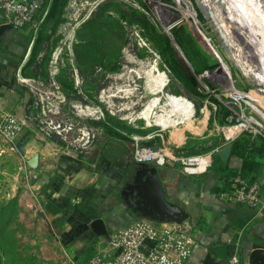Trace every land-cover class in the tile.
Here are the masks:
<instances>
[{"label": "rangeland", "instance_id": "1", "mask_svg": "<svg viewBox=\"0 0 264 264\" xmlns=\"http://www.w3.org/2000/svg\"><path fill=\"white\" fill-rule=\"evenodd\" d=\"M105 1L70 0L65 14L66 21L53 37L49 51L50 61L44 71L42 82L37 86L34 103L30 108L31 139L32 137L36 140L51 139L59 144L58 149L62 153L88 163L95 162L102 154L112 156L113 163L120 175H123V190H126L130 181L126 176L129 168L137 169L141 165L134 157L137 139L140 140V146L148 148L155 142L159 144L157 134L163 132L161 130L167 135L171 130L191 127L190 130L199 134L205 129L211 115L214 121L207 138L186 134L188 152L179 156L197 157L190 154L192 149L201 150L214 144L220 139L226 126H231L226 132L231 128L240 127V130L242 128L251 135L264 136V74H258L260 71L255 74L245 73L250 69L256 70V64L251 63L254 60L263 65V49L259 46L257 48L254 43H250L252 48L243 43V40L253 41L251 34H255V27L261 35V27L257 21H263L260 25H264L262 17L258 15V19L254 17L257 24L255 22L252 28L246 22L242 24L235 19L236 10L238 11L236 6L233 8L230 6L231 11L235 13V17L230 21L214 11L219 9L218 0L214 1L215 4L212 3L213 0H115L124 5V9L129 5L143 12L160 33L169 37L172 35L171 29L176 25L186 27L203 53L210 59L212 67L196 75L173 40L182 66L179 72L183 79L180 80L168 66L161 49L152 41L151 33L137 24L131 25L123 21L128 41L122 49L119 69L110 72L101 66H94L91 68L92 73L82 76L74 47L81 42L79 33L82 25ZM249 2L251 1L245 0L242 8L256 9V5H252L255 3ZM222 8L229 7L224 4ZM109 13L116 18L121 17L113 8H110ZM230 15L227 14L226 17ZM261 36L263 40L264 35ZM230 42L233 47L230 46ZM241 48L243 56L254 57L250 62L245 58V63L247 62L245 69L238 61ZM153 66H157L159 72L151 71ZM63 70L70 74L75 88L71 90L69 98L62 92L57 79ZM145 70L147 72L143 76L138 74ZM160 74L166 84L162 93H158L162 84L158 80ZM189 78L191 80L194 78L196 90L191 88ZM157 93L161 97V104H165L168 115L174 113L170 111L167 97L170 100L180 98L189 103L193 108L192 114L178 124L171 123L166 129L157 125L148 126L147 121L138 118V115ZM185 95L203 106L199 118L196 117L193 101ZM224 109L229 110L230 116L225 120V124H222ZM110 118L137 131L131 134L125 130L118 131L133 140V144L126 145L121 139L105 132L103 124L116 127ZM195 120H198L200 129L195 127L197 125ZM20 137L21 133L14 138H8L0 132V264H75L72 257L64 254L65 242L61 234L48 221L39 203L34 202L27 192V186L32 184L27 176L33 168L30 159L20 151V145L24 147V153L27 147L26 143L21 142ZM125 146L131 153L129 157L122 154ZM205 156L211 160L209 155ZM184 167L183 164L180 169L183 170ZM188 171L200 172V169L191 167Z\"/></svg>", "mask_w": 264, "mask_h": 264}, {"label": "crops", "instance_id": "2", "mask_svg": "<svg viewBox=\"0 0 264 264\" xmlns=\"http://www.w3.org/2000/svg\"><path fill=\"white\" fill-rule=\"evenodd\" d=\"M36 35L34 31L32 37L30 28L6 25L0 13V120L10 114L28 123L20 140L27 144L24 154L28 159L38 157V166L30 171L37 173L39 179L27 186V192L61 234L65 242L64 254L72 257L75 264H88L94 256H114L107 235L130 225L142 214L125 201L123 175L112 156L102 154L95 162L88 163L62 153L59 144L51 139L30 138V108L43 78H29L22 71L30 58ZM209 119L199 134L190 130V126L171 130L167 135L161 130L163 132L157 134L159 144L155 142L148 148L158 147L167 157L183 158L179 155L188 152L186 134L207 138ZM195 122V127L200 129L198 120ZM228 127L231 126L224 127L222 138L215 143L218 141L224 146L246 133L242 130L230 139L226 135ZM252 137L257 139V147H261L258 136ZM222 146L207 154L194 155H210L211 163L204 171L189 172L185 167L182 170V163L176 164L170 159L164 166H157L168 199L183 208L190 215L188 221L198 229L196 246L188 264H228L234 256L240 258V264H252L253 252L264 249V209L258 214L252 208L222 198L221 194L230 189L228 179L244 166V160L233 150L228 164L220 159L222 166L219 162L214 167L215 155ZM195 150L193 148L192 152ZM122 154L131 155L127 146ZM255 160L261 166L259 180L255 182L261 184L264 199V156L258 155ZM197 166L198 162L193 167ZM136 172V168H129L128 183H132ZM99 223L104 225L103 235L96 231Z\"/></svg>", "mask_w": 264, "mask_h": 264}, {"label": "trees", "instance_id": "3", "mask_svg": "<svg viewBox=\"0 0 264 264\" xmlns=\"http://www.w3.org/2000/svg\"><path fill=\"white\" fill-rule=\"evenodd\" d=\"M69 3L70 0L51 1L48 14L39 25L30 58L22 71L23 75L33 79L44 77V71L50 61L49 51L53 37L60 26L66 21L65 14ZM123 6L124 5L115 2V0H106L99 6L98 11L82 25L79 33L81 42L74 47L75 57L82 71V76L92 73L91 68L94 66H101L110 72L119 69L122 59V49L128 41L127 30L123 25V21H127L128 24L131 25L137 24L151 33L152 41L161 49L167 60L168 66L180 80L183 79L179 72L182 66L173 45V40L193 67L196 75H200L212 67L210 59L203 53L197 41L186 27L180 24L176 25L171 29V38L160 33L143 12L129 5H126L125 9ZM110 8H113L114 12L120 13L121 17L116 18L112 16L109 13ZM31 34L33 37V29H31ZM57 79L61 85L62 92L69 98L71 96V90L75 89L70 74L67 70H63ZM189 82H191V88L196 90L191 79ZM99 89L100 87L97 88V92ZM176 94L179 93L176 92ZM186 97L193 101L190 97ZM215 101L218 103L217 100ZM193 103L196 108V117L199 118V112L203 106L201 104H196L195 101H193ZM222 112L223 116L221 123L225 124V120L229 118L230 112L227 109L222 110ZM111 119L112 118H110V121H112L116 127H109L103 124L105 132L117 139L134 143L128 136L120 133V130H125L128 134L137 131L130 126L123 125L122 122H114ZM213 121L214 118L211 115L208 124L209 128L212 127ZM192 129L195 130L196 128ZM258 138L262 142L261 147H257V139H254L249 133H244L242 137L234 142V152L244 160V166L233 176L241 175L251 182L259 180L261 166L259 162H256L255 158L258 155L264 156V136H258ZM222 145L223 143L217 141L210 147H204L201 150L196 149L190 152V154H207L215 147H220ZM219 162L220 166H222L219 155L216 154L213 162L214 167ZM131 169L134 170L135 168L132 167ZM233 176H231L228 181Z\"/></svg>", "mask_w": 264, "mask_h": 264}, {"label": "built area", "instance_id": "4", "mask_svg": "<svg viewBox=\"0 0 264 264\" xmlns=\"http://www.w3.org/2000/svg\"><path fill=\"white\" fill-rule=\"evenodd\" d=\"M51 1L0 0V13L6 25L30 28L37 33L39 25L48 14ZM26 126L24 120L10 114L0 120V132L8 138H14L22 133ZM136 141L134 157L139 163L164 166L167 159H170L184 164L188 170L198 162L193 161L198 156L167 157L161 151L152 152L149 148L140 146L139 139ZM157 153L161 154V158L156 156ZM27 177L30 183H35L39 179V175L32 171H29ZM229 186V191L221 194L222 198L252 208L261 214L264 199L259 182H251L241 175H236L229 180ZM197 232L196 226L188 220L177 224L155 222L140 216L130 225L118 228L107 236L114 256H94L88 264H188L196 246ZM240 263V258L234 256L228 264Z\"/></svg>", "mask_w": 264, "mask_h": 264}, {"label": "bare ground", "instance_id": "5", "mask_svg": "<svg viewBox=\"0 0 264 264\" xmlns=\"http://www.w3.org/2000/svg\"><path fill=\"white\" fill-rule=\"evenodd\" d=\"M207 1V0H206ZM216 0H213L212 3L215 4ZM219 1V6L218 8L219 9H214V11H216L219 15L221 16H224L226 20L230 21V19L232 20L234 17H235V13L231 11V7L233 8V6H236V9H238V11L236 10V20L240 21L242 24H244L245 22L249 25V26H254V23L257 21L255 20L258 19L260 17H262V19L264 20V0H250L251 2L249 3H252V1L255 3V4H252V5H256V9H249V8H242L243 4H244V1L245 0H218ZM249 1V0H247ZM210 2V1H209ZM217 2V1H216ZM207 3V2H206ZM211 3V4H212ZM227 5L229 8L226 9V8H222V6ZM207 5V4H206ZM251 5V6H252ZM209 6V5H208ZM231 6V7H230ZM226 7V6H225ZM244 7V6H243ZM258 7V8H257ZM260 7V8H259ZM217 8V7H216ZM254 8V7H253ZM213 9V8H212ZM241 10H243L246 14H243L241 12ZM189 12V11H187ZM213 12V11H212ZM227 14H231L230 17H226ZM234 16H233V15ZM254 14V16L252 17V15ZM258 15V16H257ZM220 16V17H221ZM255 17V18H254ZM258 17V18H257ZM223 18V17H222ZM221 18V19H222ZM248 19V20H247ZM261 21V20H260ZM258 22V26L261 27V35H264V25H260V23L262 22ZM256 22V24H257ZM252 23V24H251ZM237 25H239L237 23ZM231 26V25H230ZM240 26V25H239ZM233 27V26H232ZM243 27V26H242ZM253 28V27H252ZM256 28V27H255ZM254 28V32L255 34H251V37L253 38V41L249 42V41H245L243 40V43H247L246 45L251 47L250 46V43H254L255 46L258 48L259 47H262L263 49V52H262V55H263V59H264V36H263V40H262V36L260 34H258L259 32H257V30ZM224 29H226L224 27ZM230 29V27H229ZM236 29V28H235ZM246 29V28H245ZM228 30V29H227ZM232 30V29H230ZM229 30V31H230ZM242 30V29H241ZM250 30V29H249ZM256 30V31H255ZM227 32V31H226ZM245 32V31H244ZM229 35V34H228ZM240 35V34H239ZM244 35V34H243ZM249 36V35H248ZM229 38V37H228ZM231 38V36H230ZM249 38V37H248ZM227 39V37H226ZM233 39V38H231ZM230 40V39H229ZM235 40V39H234ZM242 40V39H241ZM248 40V39H247ZM237 42V41H236ZM233 44V43H232ZM230 46H231V42H230ZM243 46V45H242ZM254 46V45H253ZM233 47V46H231ZM229 47V48H231ZM240 47V46H239ZM244 47V46H243ZM252 48V47H251ZM233 49V48H232ZM248 51V49H247ZM258 51V50H257ZM234 52V51H233ZM249 53V51H248ZM250 54V53H249ZM243 53H242V48L240 49V52H239V55H238V61L239 63L241 64L242 63V66L244 67L243 69H245V66H246V63H245V58L248 59V62H250V60L252 59V55L250 56V58L248 56H243ZM237 58V57H236ZM254 58V57H253ZM252 61V60H251ZM238 63V64H239ZM245 63V65H244ZM252 64H256L257 67H255V69L257 70H252L250 69L249 71L245 72V73H252V74H255L256 72L258 73V71H260V73L258 74H264V60H263V65L260 64L258 62V60H254V62L252 61L251 62ZM239 64V65H240ZM242 69V70H243ZM149 70V69H148ZM151 71H155V72H159V69L157 66H153L151 67ZM147 72V70H145L144 72H139L138 74H140V76H143L145 73ZM244 72V71H243ZM261 76V75H260ZM158 80L160 81L161 84V88L160 89V92L158 93H162L166 87V84L164 83L163 81V78L161 77V74L159 75L158 77ZM156 94L155 97L151 98L150 101L147 103V106L145 107V109L143 111L140 112V114L138 115V118H142V119H145L148 123V126L149 125H157V126H160L162 127L163 129H166L168 128L171 123H177L178 122H181L183 120H186L187 118L190 117V115L192 114V106L189 105V103H186V101H183L182 99L180 98H174L173 100H170V98H166V100L168 101L169 103V107H171L170 111H172L174 114L173 115H168L167 114V108L165 107V104H161L162 101H161V97L159 96V94ZM191 111V112H190ZM133 119V118H132ZM237 128V129H236ZM242 130V128H241ZM240 127H235L234 129H229L227 132H226V135L228 138L230 139H233L235 138L240 132ZM147 153V152H146ZM145 156V155H144ZM156 156L160 157L161 158V154L157 153ZM205 157L207 156H200L198 158H195L193 161H198V166L197 168L200 169V171H204L205 168L211 163V160L209 159H206ZM210 157V155H209ZM195 171H199V170H195Z\"/></svg>", "mask_w": 264, "mask_h": 264}, {"label": "water", "instance_id": "6", "mask_svg": "<svg viewBox=\"0 0 264 264\" xmlns=\"http://www.w3.org/2000/svg\"><path fill=\"white\" fill-rule=\"evenodd\" d=\"M192 81L195 84L194 78ZM233 150V141L228 142L218 150V155L224 164H228ZM20 151L24 154V147L21 145ZM151 151L159 152V148L153 147ZM30 163L32 168H36L38 157L32 158ZM123 196L128 205L137 209L143 217L155 222L182 224L190 218V215L183 208L168 199L159 169L155 165L141 163L133 176L132 183H128L126 190H124ZM96 231L100 235L105 234L104 225L99 223ZM251 258L254 264H264V249L255 250Z\"/></svg>", "mask_w": 264, "mask_h": 264}]
</instances>
